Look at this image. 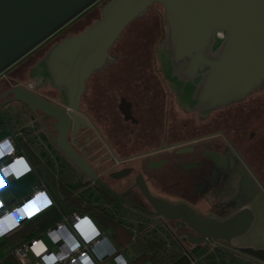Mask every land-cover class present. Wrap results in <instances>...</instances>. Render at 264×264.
Masks as SVG:
<instances>
[{"label":"flooded vegetation","instance_id":"obj_1","mask_svg":"<svg viewBox=\"0 0 264 264\" xmlns=\"http://www.w3.org/2000/svg\"><path fill=\"white\" fill-rule=\"evenodd\" d=\"M66 26L0 75V111L9 110L18 120L22 116L20 109L27 114L32 145L41 142L40 147L44 146L46 174L53 172L58 186L69 176L57 174L63 168V172L76 178L70 184L80 185L77 195L88 193L86 199L102 215L121 221L126 218L118 215L142 217L150 229L161 227L169 236L167 240L188 253L191 247L210 240L226 241L209 236L199 238V242L190 241L188 235L196 238L198 234L179 218L155 214L149 196L170 205L185 204L201 218L221 221L243 208L252 211L253 203L264 198V80L230 103L215 107L205 104L206 94L197 88L226 37L222 29L213 32L209 43L188 49L187 58H170L163 41L153 56L151 53L148 65L141 62L147 59L144 58L121 69L118 62L122 58L114 56L117 53L109 48L110 58L85 79L75 109L78 119L70 123L66 132L68 144L93 170L94 177H89L55 142L57 131L52 117L10 98V89L20 85L67 106L65 93L52 85L43 60L51 46L78 33H67ZM90 77L96 79V84L102 78L109 82L105 102L111 98L114 103L112 109H104L103 127L114 136L112 139L100 134L98 124L102 123L95 122L91 113L81 107ZM184 182H188L187 190Z\"/></svg>","mask_w":264,"mask_h":264},{"label":"water","instance_id":"obj_2","mask_svg":"<svg viewBox=\"0 0 264 264\" xmlns=\"http://www.w3.org/2000/svg\"><path fill=\"white\" fill-rule=\"evenodd\" d=\"M96 1L0 0V74ZM154 2L163 8L167 26L163 41L170 58H187L185 52L195 45L209 43L213 32L222 29L226 33L197 88L206 94L205 104L215 107L230 103L256 89L264 80V0L105 1L98 18L51 46L43 57L52 85L65 93L67 106L55 104L20 85L10 89L12 100L53 118L55 142L89 177H94L93 170L71 148L66 137L70 123L78 119L75 109L85 79L110 58L108 50L127 24ZM96 180L106 186L99 178ZM149 199L155 214L179 218L191 227L199 236L187 234L192 242H199L203 236L229 242L247 230L253 218L248 208L223 221L201 218L185 204L170 205L150 196ZM239 250L264 261V248L239 247Z\"/></svg>","mask_w":264,"mask_h":264},{"label":"rangeland","instance_id":"obj_3","mask_svg":"<svg viewBox=\"0 0 264 264\" xmlns=\"http://www.w3.org/2000/svg\"><path fill=\"white\" fill-rule=\"evenodd\" d=\"M160 13H162V7L154 3L153 5L149 6L148 10L145 13H142L140 14V16L138 15L137 17H135L121 31L119 38L110 48L113 53H118L116 57L122 58L118 62L119 68L124 69L127 67V65H130L131 62H134L136 60L141 61L144 58L147 59L141 62H145V64L148 65L151 53L152 56L155 53V50L153 48L155 47V44L158 43L160 35H162V32L164 31V24L160 17ZM78 26H81V23ZM75 31L76 28H70L68 29L67 33H72ZM26 58L27 57H25L24 59ZM94 77H90L88 80L87 90L84 94V98L81 101V107L89 114L91 113V116L95 122L102 123V126L98 124L100 128V134L104 135L106 138L109 137L110 139H112L114 136L108 135L107 130H105L103 127L106 122V114H104V109H112V105L114 103L113 99L111 98H109L107 102H105L107 91L106 87L107 85H109V82H107L106 78H102L101 82H99L100 84H96V79ZM24 78V80H26L25 76ZM43 90L44 89L42 87L41 91ZM22 112L23 110L20 109L19 114H22V121L21 119H19L20 121L15 118L12 119L13 121H15V123H17V127H19V124H23V127H26V123L24 122H27V114L25 112ZM177 122L178 121L176 120V123ZM57 174L60 176L69 175L70 177H67L76 179L73 175L68 174L66 171L63 172V168L59 169V171H57ZM47 177L49 185L51 186V188H53V192L54 189L58 190L57 178H54L55 180L54 182H52L50 176L47 175ZM187 183L188 182L182 183L185 190H187L188 187ZM85 194L86 193H82V195ZM262 202H264V198H260L255 203H253V208L256 213V219L251 223V226L245 232L232 237L229 242L217 239L216 242H214V240H210L207 243L204 242L200 246L191 247L189 249L188 258L191 261H194L196 264H244L245 259L258 261L252 255L239 250V247L264 248V205H262ZM59 206L61 207L62 211H64V213L67 214L70 212L67 211V206H64V203L60 199ZM118 216L121 218H126L122 219L124 222L123 228H116V230H114L109 226L108 228H106L107 231L105 229L104 230L107 233L114 231V241L116 242L122 253L130 261H133L134 258L140 254L135 241V237L137 235L142 236V233L147 232V234L156 235L157 237H161L166 240L169 239L168 234L166 233L167 235H165L161 227H154V229H152L151 227L150 229L148 227L149 222L147 220H143L142 217L140 219V217L135 216L134 214ZM146 227L148 228L146 229ZM44 238L45 242L52 246L49 243L48 238ZM106 264H115V259L113 257H109Z\"/></svg>","mask_w":264,"mask_h":264},{"label":"built area","instance_id":"obj_4","mask_svg":"<svg viewBox=\"0 0 264 264\" xmlns=\"http://www.w3.org/2000/svg\"><path fill=\"white\" fill-rule=\"evenodd\" d=\"M15 163L22 164L23 169L32 167L12 145L5 147L0 157V188L14 172ZM43 186L42 182H37L21 201L9 206L0 204V236L53 204ZM43 237L48 238L51 247ZM14 254L21 264H106L109 257L115 259V264H131L88 214L75 210L61 214L51 226L22 242L14 249Z\"/></svg>","mask_w":264,"mask_h":264},{"label":"trees","instance_id":"obj_5","mask_svg":"<svg viewBox=\"0 0 264 264\" xmlns=\"http://www.w3.org/2000/svg\"><path fill=\"white\" fill-rule=\"evenodd\" d=\"M105 1L107 0H98L92 5H90L86 10L81 12L71 21H69L66 24L67 26L65 27V29L76 28L75 32L81 31L84 27L89 25L93 20L100 16V8ZM154 3L160 5L157 2ZM154 3H152L151 5H153ZM149 6L147 7L146 11L148 10ZM160 17L164 24V31L162 32V35H160L158 43H156L155 47L153 48L154 50H156L157 45L163 42L166 35L167 26L163 14V8L162 13H160ZM80 23L81 26H78ZM117 39L114 42H116ZM116 55H118V53ZM12 119L13 116L10 114L9 110L0 111V127L4 126L7 122H13ZM26 130V127L22 128L23 132H25ZM23 144L25 146V149L28 147V149L33 151V149L29 147V143L27 141H23ZM35 162H41L42 167L40 171L46 174V171L48 170L47 160L40 159V161H38L37 158ZM53 174L54 173L52 172L49 175L52 182H54L55 180ZM58 178L60 177L58 176ZM78 186L80 185L70 184L68 182H61L57 186L60 196H55V203L45 208L37 215L21 221L16 228L10 230L9 232L3 235L0 239V264H21L14 254V249L19 246L22 242L26 241L29 237L37 234L39 231L45 229L47 226H51L57 219L60 218L61 214H63L64 211H62L61 207L59 206V199L64 203V206H67L68 212L75 210L82 213H86L92 216L93 219L98 223V225L105 230L109 226L112 227V229L114 230H116V228H123V221L110 220L105 215H102L100 211L94 209L92 204H90L91 200L86 199L90 196L88 193H86L85 195H77L76 191ZM108 235L110 236L111 240L116 244V242L114 241V231L108 232ZM135 241L140 254L137 255V257H135L133 261L129 260L131 264H145L147 262H150L151 264H196L194 261H191L188 258V252L184 251L179 244L175 245V243L169 240L144 232L142 233V236L137 235L135 237ZM244 262L246 264H264V262L260 260H246Z\"/></svg>","mask_w":264,"mask_h":264},{"label":"crops","instance_id":"obj_6","mask_svg":"<svg viewBox=\"0 0 264 264\" xmlns=\"http://www.w3.org/2000/svg\"><path fill=\"white\" fill-rule=\"evenodd\" d=\"M24 123H26V128L28 129L27 122L25 121ZM22 128H23V124H19V127H17V123H15V121L7 122L4 126L0 127V157L2 158L3 149L7 146L12 145L17 150V152L25 156L28 163L32 166L31 169H25V168L23 169L22 164L20 165L16 163L13 164L14 172H12L10 175L6 177L5 185L0 188V204L9 206L13 203H17L21 201L26 195L30 193L32 187L37 182H42L44 184L43 186L44 189H46L50 197L53 199V203H55L56 202L55 196L56 195L60 196V194L57 189H54V192H53L52 190L53 188H51V186L49 185L47 175L40 171L42 167L41 162L40 163L35 162L37 158H38V161H40V159L45 160L46 158L44 154L45 152L42 151L44 146L40 147L42 146L40 145L41 142L38 143L36 146H33L29 129L26 130L25 132H22ZM23 141H27L29 143V147L33 149V151L28 149V147L25 149ZM63 176H66V175H63ZM65 179L66 180L64 179L63 180L69 183H72L74 180L67 176ZM262 205H264V202H262ZM252 211L253 213H255L254 208L252 209ZM63 214L66 215V213H63ZM254 215L252 219L253 221L256 219V213ZM253 221H251V223ZM2 236H0V239L2 238ZM43 239L45 241L44 237ZM49 247L51 246L49 245ZM246 260L248 259H245V261ZM249 261H252V260H249Z\"/></svg>","mask_w":264,"mask_h":264},{"label":"bare ground","instance_id":"obj_7","mask_svg":"<svg viewBox=\"0 0 264 264\" xmlns=\"http://www.w3.org/2000/svg\"><path fill=\"white\" fill-rule=\"evenodd\" d=\"M38 214V213H37ZM4 229V227L3 228H1V231Z\"/></svg>","mask_w":264,"mask_h":264}]
</instances>
